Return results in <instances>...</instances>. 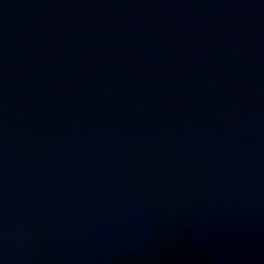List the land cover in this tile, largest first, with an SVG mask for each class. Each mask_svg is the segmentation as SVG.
<instances>
[{
	"label": "water",
	"instance_id": "1",
	"mask_svg": "<svg viewBox=\"0 0 264 264\" xmlns=\"http://www.w3.org/2000/svg\"><path fill=\"white\" fill-rule=\"evenodd\" d=\"M0 264H264V0H0Z\"/></svg>",
	"mask_w": 264,
	"mask_h": 264
}]
</instances>
